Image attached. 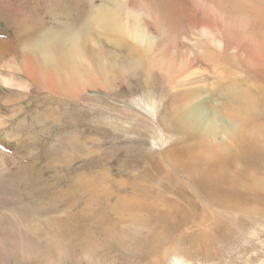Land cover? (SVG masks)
I'll list each match as a JSON object with an SVG mask.
<instances>
[{
  "label": "rangeland",
  "instance_id": "rangeland-1",
  "mask_svg": "<svg viewBox=\"0 0 264 264\" xmlns=\"http://www.w3.org/2000/svg\"><path fill=\"white\" fill-rule=\"evenodd\" d=\"M104 13L109 18L117 13V32L101 18ZM146 23L152 40L141 43L132 33ZM50 30L63 41L58 48H64L70 33V39L79 37L86 44L75 83H65L66 71L28 63L42 75L43 87L50 86L45 81L52 74L65 80L57 93L22 71L32 49L28 35L39 40ZM115 40L143 52L142 66H132L131 56ZM185 50L198 61L201 98L208 95L215 103L202 105V118L215 123L223 97L214 89L228 76L243 79L245 86L252 82L254 88L256 75L264 79V0H0V205L5 213L26 205L39 215L25 230L15 264H264V119L249 139L254 155L250 172L241 177L229 159L208 162L196 157L198 149L182 150L173 123L193 105L190 89L196 80V71L180 64ZM109 53L124 64L106 71L105 81L100 67L112 60ZM185 159L191 161L180 166ZM192 171H203L197 183L187 174ZM134 202L167 212L174 207L179 213L157 216L152 225L146 212L129 207ZM63 216H71L63 222L67 229H76L77 219L87 229L82 251L64 248ZM95 216L111 221L97 227ZM174 218L183 221L180 229L163 227ZM128 219L140 220L130 229L145 223L158 227L162 237L150 238L140 261H120L114 251L105 256L99 249ZM54 227L62 260L54 256L48 238ZM187 232L189 243L181 238ZM28 233L35 234L34 249L48 250L42 262L21 257Z\"/></svg>",
  "mask_w": 264,
  "mask_h": 264
},
{
  "label": "bare ground",
  "instance_id": "bare-ground-1",
  "mask_svg": "<svg viewBox=\"0 0 264 264\" xmlns=\"http://www.w3.org/2000/svg\"><path fill=\"white\" fill-rule=\"evenodd\" d=\"M109 17L110 16L108 13H104V16H101V18L106 22V24L108 26H111V31L116 30L117 32L118 29V26L116 25L117 22H114L117 18V13L113 14L112 18ZM108 18L111 21L109 23L107 20ZM150 29H151V25L147 23L145 24V27L137 25L135 31H133L132 33L133 37L141 43L145 42L148 39L152 40L150 37L146 35L147 30ZM34 31H38V29ZM128 36L130 37L131 35ZM31 37L34 36L28 35V38H30V40L32 41V49L31 52L26 53L27 59H26V63L24 64V69L22 71L25 74H28L35 82H37V84H39L40 87H42L43 89H49V91L53 93H57L59 92V90L64 88V86L58 88V83L64 82L65 80L62 78L60 79L59 77L54 76L52 74L51 76L46 77V81H45V83H49L50 86L43 87L40 85L39 82L41 81L40 79L42 78V75H39V73L31 69L28 64L29 62H33L35 64L40 63L42 65H45L46 71L47 69H52L54 73L55 72L59 73L62 70L63 72L66 71L67 74L65 73V75H68L69 79L68 80L66 79L65 83H69V84L72 82L75 83V79L77 78V75L80 73L78 70H80L81 65L83 64L82 55H83V51L86 49L85 42L83 40L81 41V38L79 37H73L72 39H70L71 38V33H70L69 36L67 37V42L65 43L64 48L62 49L58 47L59 45L63 44V41L59 38V33H56L53 30H50L47 33L43 34L42 38L39 40H36L35 38H31ZM113 43L114 45L120 47L121 49H124V51L128 53L129 55V56L127 55L128 57L131 56L132 66H136V67L142 66V64L140 63L141 60L139 56L140 54H143V52H140V50L132 47L131 45L122 43L121 41L118 40L113 41ZM67 44L70 45L69 48H67ZM236 50L237 52H235V56H236V60H238L240 57L238 54L240 53L239 52L240 49H236ZM102 51H105L106 53L105 49H103ZM185 53L187 54L186 59L181 60L180 64L181 66H188L190 70L196 71L194 73V75L196 76V80L192 82L193 87L190 89L191 100L193 101V105L190 106L189 109H186L181 114H179L173 123L174 132L180 137L178 144L180 145L181 149L184 151H191L193 149H198L199 154L196 157L204 158V159L208 158V160H206L208 162L210 160V162L223 163L224 162L223 159L226 160L229 159L228 161L235 162L237 164V167H234V170H237L238 177H241L244 171L250 172L249 171L250 169L248 167V161H252V156L254 155L249 139L253 138L252 135L254 134L258 123L261 122L262 119H264V81H263L264 79H261L259 75H256L255 77L253 75L252 78L254 77V79H252V81L255 84H257L256 88H254L251 85L252 82L248 86H245L242 84L243 79H236L233 78V76L232 77L228 76L227 80H225L224 83H221L222 84L221 86L214 89V92L218 93L220 97H223V102L222 103L218 102L220 103L219 104L220 108L217 110V113L221 116V119L216 121L215 123L206 124L202 118V115H204V109L202 105H206V104L214 105L215 103L212 98L210 99L208 97V95L201 98V92L204 90V86H203V81L199 76V71L196 68L197 66L196 63L198 61L196 59L195 60L191 59L190 53L188 51L185 50ZM203 56H204L203 59L205 61L209 59V58L206 59V55ZM111 59H112L111 61L106 62V64L111 66H106V64H103V67H100V69H102L100 75L102 76V79H104L105 81H108V78L110 76L107 74L108 72L106 73L107 75L105 74L106 71L113 72L116 69L121 68V66L124 64L123 61L119 59V56L111 55ZM217 59L215 60L216 62L223 61L222 59H220L219 61ZM230 60H233V58L231 57ZM90 61L92 62V64H94L95 60L94 58L93 59L90 58ZM243 62H245V60ZM60 65H62L63 68H61ZM239 65L240 67H242L241 63ZM66 66L68 67V69L65 68ZM250 71L248 72L249 74ZM97 75L99 76V74ZM249 118L252 121H254L252 122V124L249 123L250 121ZM189 161L191 160L185 159L184 161L183 160L180 161L179 164L181 166L182 162H189ZM238 167L240 171L238 170ZM187 174L192 175L194 177L195 182L197 183L196 178L198 176L199 177L203 176V171L200 172L192 171L190 173L188 172ZM166 176L169 175H167L166 173L164 178H166ZM146 203L134 202L133 204L130 203L129 207L134 210L139 209L140 212H146L149 215L148 219L150 224L152 223V225L157 224L156 223L157 222L156 219L158 218L157 216L170 214L171 215L170 218H172V216L176 217L177 213H179V210L174 207H172L173 208L172 210L167 212V210H157L156 208L158 207L155 208L152 205H148ZM146 207L158 213L152 214L151 210L150 211L146 210ZM170 207L168 208L171 209ZM192 212H194V210H192ZM187 215H188V219H190L191 214L188 211H187ZM36 216L39 215H37L36 213L34 214L30 213L26 205L23 207L17 205V209H12L8 213H5L0 205V264H7L8 261L13 262L11 264H15L14 263L15 257L16 254L18 253V249L20 247L22 237L25 234V230L32 224L34 217ZM73 217L76 218L77 215H73ZM70 218L71 216L68 217L63 216L59 218V220H61V228L68 230L67 235L65 236L64 234L61 237V240L66 250L80 252L82 251L81 242L83 238L87 236L85 233V230L87 229L80 225L82 223L81 220L79 219H77L78 227L76 229L74 230L67 229V227L63 222L70 221L69 220ZM110 221L111 220L105 216H98V217L95 216L94 225L98 227L100 226L99 224L104 225L109 223ZM138 222H140L139 219L136 220L128 219L125 225L120 229V231L117 234H113L112 236L105 237L100 242L99 249L105 254V256L112 255L114 251L116 253V259L119 260L122 258H128V259L134 258L135 260L138 261L144 259V257L148 252L147 250H148L150 238L155 240L157 236H159L160 238L162 237L157 234L159 232L158 227L156 228L154 226L149 227L145 223H140L138 225L139 230L130 229L132 225ZM188 224L189 221H187V225ZM182 226H183V221L181 220V218L180 221L179 219L174 218V219H170L167 222V226H163V227H169L171 229H180ZM32 228H34V226H32ZM36 228H38V226H36ZM36 228H34V230H36ZM100 229H96V230H100ZM178 231L180 232V230ZM33 236H35V234L28 233L26 237L23 239V243L21 246V252H22L21 257L27 262H32V263L42 262V260L46 258V256L44 255L48 250L43 247H38L34 249V245H32ZM189 236H190L189 232H187L186 234L185 233L181 234V238L184 240L185 243H189L187 241V238ZM48 238H49V242L51 244H54L53 247L56 249L54 256L55 255L60 256V260H62V256H64L63 254L64 249L59 247L60 254L58 253L57 250L58 238L55 233V227L52 229V233L50 236H48ZM87 251L88 254H90L94 250H87ZM89 256L90 255H88L87 257ZM82 261L85 262L86 260L82 259Z\"/></svg>",
  "mask_w": 264,
  "mask_h": 264
}]
</instances>
